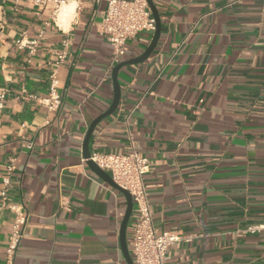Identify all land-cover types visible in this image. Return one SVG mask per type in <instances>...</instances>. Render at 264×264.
<instances>
[{
  "label": "crops",
  "instance_id": "1",
  "mask_svg": "<svg viewBox=\"0 0 264 264\" xmlns=\"http://www.w3.org/2000/svg\"><path fill=\"white\" fill-rule=\"evenodd\" d=\"M74 1L67 20L63 7L53 16L0 0V264L20 213L10 264H127L125 196L88 167L82 146L112 102V68L141 54L154 30L129 38L113 63L98 31L107 0ZM152 2L159 39L119 69V103L89 152L148 159L155 228L189 237L164 264H264V228L241 232L264 224V0ZM52 75L59 100L49 107Z\"/></svg>",
  "mask_w": 264,
  "mask_h": 264
},
{
  "label": "built area",
  "instance_id": "2",
  "mask_svg": "<svg viewBox=\"0 0 264 264\" xmlns=\"http://www.w3.org/2000/svg\"><path fill=\"white\" fill-rule=\"evenodd\" d=\"M35 6L50 10L56 16L61 7L69 0H30ZM155 29L154 19L146 0H107L101 22L98 27L111 46V60L117 63L127 51V40L144 31ZM33 51V49H31ZM62 61L64 52L58 56ZM56 79L51 76V93L49 107L58 102L59 96L53 95ZM5 93L0 92V99ZM0 103V107H1ZM27 146L30 148L31 143ZM90 159L99 167L108 171L111 178L127 190L132 198L127 242L134 264H164L168 247L181 239H189L174 231H157L153 224L151 211L147 201L144 186V176L149 170V161L135 150L125 154L90 153ZM13 168L12 166L9 169ZM27 217L20 213L12 225V233L7 246V261L11 263L12 256L18 247L23 234ZM264 228V224L250 225L245 232H255Z\"/></svg>",
  "mask_w": 264,
  "mask_h": 264
},
{
  "label": "water",
  "instance_id": "3",
  "mask_svg": "<svg viewBox=\"0 0 264 264\" xmlns=\"http://www.w3.org/2000/svg\"><path fill=\"white\" fill-rule=\"evenodd\" d=\"M147 4L150 8V11L152 13V16L154 18V24H155V29L154 33L152 36L151 41L149 42L148 46L145 48V50L139 54L136 57H133L128 60L120 61L118 62L111 71V79H112V86H113V98L110 106L104 111L102 114L98 115L90 124L89 129L85 135L84 141H83V146H82V155L85 160V163L88 165V167L95 173L97 174L101 179L106 181L109 185L120 191L126 199V208L123 214V217L120 222V227H119V242H120V247L121 251L123 253V256L127 262V264H134L130 253L129 249L127 246V240H126V231H127V225L131 216V211H132V198L131 195L127 190L124 188L120 187L112 178L111 176L101 167H99L95 162H93L90 159V152L88 149V142L89 138L93 132V129L95 125L104 117L110 115L117 107L119 103V98H120V85L117 79V74L118 71L121 67L126 66V65H131V64H136L139 62H142L146 60L150 54L152 53L160 35V18L159 14L157 12V9L155 5L153 4L152 0H146Z\"/></svg>",
  "mask_w": 264,
  "mask_h": 264
},
{
  "label": "bare ground",
  "instance_id": "4",
  "mask_svg": "<svg viewBox=\"0 0 264 264\" xmlns=\"http://www.w3.org/2000/svg\"><path fill=\"white\" fill-rule=\"evenodd\" d=\"M66 4V3H65ZM64 4V5H65ZM63 7L62 13H61V17L66 18L67 20H69L74 12V8H75V1L71 0L68 4H66Z\"/></svg>",
  "mask_w": 264,
  "mask_h": 264
}]
</instances>
